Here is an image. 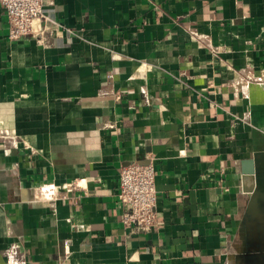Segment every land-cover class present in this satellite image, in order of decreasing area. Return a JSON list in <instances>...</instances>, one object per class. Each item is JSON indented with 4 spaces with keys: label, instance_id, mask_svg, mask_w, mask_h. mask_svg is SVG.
Segmentation results:
<instances>
[{
    "label": "crops",
    "instance_id": "1",
    "mask_svg": "<svg viewBox=\"0 0 264 264\" xmlns=\"http://www.w3.org/2000/svg\"><path fill=\"white\" fill-rule=\"evenodd\" d=\"M43 2L20 39L0 4V264L13 247L24 264H249L264 0ZM131 162L156 170L150 233L122 222Z\"/></svg>",
    "mask_w": 264,
    "mask_h": 264
},
{
    "label": "built area",
    "instance_id": "2",
    "mask_svg": "<svg viewBox=\"0 0 264 264\" xmlns=\"http://www.w3.org/2000/svg\"><path fill=\"white\" fill-rule=\"evenodd\" d=\"M9 23L8 37L20 39L36 32V22L44 16L43 0H0ZM41 198L56 201L61 196L53 183L39 187ZM118 202L123 208L122 222L129 235L150 233L158 226L156 170L152 162H131L121 166ZM19 251L11 248L7 264H24Z\"/></svg>",
    "mask_w": 264,
    "mask_h": 264
},
{
    "label": "water",
    "instance_id": "3",
    "mask_svg": "<svg viewBox=\"0 0 264 264\" xmlns=\"http://www.w3.org/2000/svg\"><path fill=\"white\" fill-rule=\"evenodd\" d=\"M260 154L244 161L243 183L249 193L246 223L247 251L243 255L249 264H264V168L260 164Z\"/></svg>",
    "mask_w": 264,
    "mask_h": 264
}]
</instances>
